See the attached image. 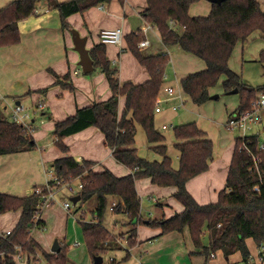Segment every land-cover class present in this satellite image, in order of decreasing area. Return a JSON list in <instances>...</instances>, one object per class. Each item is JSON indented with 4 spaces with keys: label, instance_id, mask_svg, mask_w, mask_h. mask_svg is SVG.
<instances>
[{
    "label": "trees",
    "instance_id": "1",
    "mask_svg": "<svg viewBox=\"0 0 264 264\" xmlns=\"http://www.w3.org/2000/svg\"><path fill=\"white\" fill-rule=\"evenodd\" d=\"M39 0H12L0 8V46L16 43L20 39L17 21L36 12ZM109 0H66L53 2L58 10L61 24L68 27L66 17L74 12H83L91 6ZM196 0H146L142 18L154 26L165 46L177 45L182 51L200 58L205 68L187 74L180 80L182 90L190 100L200 105L209 97V88L220 77H224L222 87L225 92L237 88L239 102L234 113L249 110L251 102L264 84L249 86L243 83L240 75L228 64L231 52L238 40L245 39L253 30L258 29L264 37V7L258 0H223L211 3L205 16H190L188 9ZM175 22L183 26L178 33L172 27ZM145 38L141 29L125 35L128 49L149 74L142 83L121 82L116 66L106 57L105 44L95 43L89 49V56L95 69L103 72L110 88V96L101 101L78 108L74 114L54 123L55 144L63 151L67 146L62 138L88 126H96L104 134L106 145L116 161L129 169V173L117 176L108 169L94 171V163L89 160H76L66 155L53 161L54 175L58 182L51 179L48 184L60 186L65 182L79 179L82 183L77 192L84 202L96 198L92 220L79 218L87 250L91 257L105 254L107 244L113 241L110 232L103 225L107 207V196L117 198L113 206L115 213L124 212L128 224L132 226L127 238L134 243L136 227L147 223L160 227L163 233L181 232L187 227L193 245L207 259L210 254L221 250L224 256L239 251L244 262H248L250 251L246 239L251 238L257 245L264 242V147L259 148L258 134L245 136L246 146L258 158L255 164L251 154L242 146V138H235V146L230 159L225 187L218 191L217 199L200 204L186 188L188 179L205 171L212 159L213 143L205 136L194 121L175 125L172 129L179 151L178 166H172L167 155V147L161 143L164 135L155 126L154 106L164 79L165 68L169 62L168 53L143 54L138 42ZM259 60L264 62V50ZM89 73V72H88ZM69 80V75L64 76ZM63 87L72 88L71 83L57 80ZM124 105L119 112V98ZM136 125H140L149 147L161 156L160 160H148L138 155L135 146ZM34 146L32 135L0 112V154L31 149ZM148 177L158 186H174L173 196L183 209L171 216L147 218L141 216L140 198L135 187L138 178ZM46 193V190H44ZM40 194L14 196L0 192V213L20 209L21 214L14 228L7 235L0 234V264H15L19 250L36 254L38 245L31 237L33 227L41 226L36 217L40 207ZM207 231V244L203 243ZM49 264H66V245L62 243L56 253H43ZM127 256V255H126ZM110 264H115L112 261Z\"/></svg>",
    "mask_w": 264,
    "mask_h": 264
},
{
    "label": "crops",
    "instance_id": "2",
    "mask_svg": "<svg viewBox=\"0 0 264 264\" xmlns=\"http://www.w3.org/2000/svg\"><path fill=\"white\" fill-rule=\"evenodd\" d=\"M10 1L12 0H0V8L5 6ZM54 1L62 2L66 0H39L37 2V11L35 13L30 14L29 16L17 21L20 35L19 41L16 43L0 46V98L5 99H2L0 112L8 119L11 109L7 112V99H11L15 104L16 101H19L18 103H22V101L29 94L31 99L32 97L34 99L41 98L40 94L45 95L46 90H48V92L51 91V94H53L54 92V95H56V91L60 87H63V85L61 83H58L57 80H62L64 83L69 82L70 76L68 81H64L63 78L66 74L69 75L70 62L77 63L79 60L78 53L72 48L73 42L70 32V29H72V27L76 28L81 36L86 37L85 45L88 49V52L90 47H92L95 43L100 42L99 38L95 39L94 37H92L93 32L97 33V35L99 36L100 30H102L103 28L113 29L116 27H120L122 29V36L123 34L126 35L131 31H135L137 29L142 30L146 27L143 33L145 35V39L148 40V44L142 48L138 47L143 54H157L162 52L169 54L170 51L177 47V45L165 46L162 43L159 34L158 38H153L152 36H150V31L156 28L148 24L142 18L141 12L146 7V4L141 3V0H109L107 2L99 3L96 6H91L83 12H74L66 17V22L69 25V28L62 26L58 10L53 6H49V4L53 5ZM258 2L260 6L264 7V2H261V0H258ZM211 3L212 2L209 0H196L195 2L190 4L188 13L190 16H205L211 9ZM78 13L80 14L78 15ZM78 27L81 31L78 29ZM172 27L178 33H181L184 29L183 26L176 24L175 22L172 23ZM87 33L91 35V42L89 41V36L87 35ZM122 43L123 41H121V43L118 45L115 44L118 47L116 56L119 58L122 65V76H120V72H118L120 81L142 83L148 80L149 74L145 67L140 63L138 64L144 67L145 73L138 79H135L134 75L128 74V72L124 70L125 61L126 59L128 60L129 53H127V51L125 50L123 51ZM109 44H105L106 57L108 59H113V62H111V64L115 66L116 62L115 58H113L112 55V45ZM147 47H152L154 49V52L150 51V49L145 52ZM170 47L171 49H169ZM262 50H264V37L262 36V32L260 30L255 29L245 39H240L235 43V46L233 47L230 58L228 60V64H230L231 57L235 53H239L241 58L240 70H244V64L250 63L260 64L262 66L261 70H263L264 72V62H261L259 60V54ZM191 55L195 56L191 53L182 55L183 59L187 62H189V58H192L190 59L191 66H177V68H175L176 64L174 63V61L169 57V62L165 68L164 79L160 90L162 96L166 95V87L170 86L174 89L179 90L185 99L181 106H184L186 104V101L190 100V98L182 90L180 86V80L191 72L200 71L205 68V64L200 58L196 56L190 57ZM136 61L138 60L136 59ZM230 68L237 73L239 72L235 68L233 69L231 66ZM80 70L81 67L78 65V68L74 70V74H79ZM91 72H83L86 74L85 78H82L80 76H78V78H73V80L69 82L71 83L72 88H68L69 90H73V88L74 90H78L79 88H81L83 89L81 90L82 92H85L84 89H86V91L88 92H85V94L87 93L86 100H89V102L85 100V104H78V99L76 98L74 107H72L71 105L68 106L67 104L64 105L63 109H59L55 108L49 99L51 109L44 104V108L42 107L43 109L36 108L35 110H33V112L39 110V112L48 119H52V117L58 119L52 120L53 125H45L43 127L44 129H47L49 131L51 129L54 130V123L56 121L63 120L66 117L74 114L78 108L91 104V99L93 100V102H97L105 100L110 96L111 92L105 74L99 69L95 68ZM238 74L240 75L243 83L249 86H253L247 83V80L245 79L243 73L242 75L240 74V72ZM260 85L263 84H258L256 86ZM64 88L66 87H63V89ZM211 88L212 87L209 88L210 94H212ZM74 90L71 92L75 93ZM227 94L230 93L227 92ZM179 103V99L173 97L166 102V104H168L167 107L164 103L163 110L159 113H156L155 115V126L165 137L164 141H162L161 143L166 145V153L171 158L172 166L174 168H177L178 166L179 151L173 146V144L175 143L173 132L172 137H170V135L166 133V130L169 127L162 129L161 125L166 124L168 126L167 119L171 118V116L176 118V112L178 109L172 110L170 106ZM234 103L235 102H232L230 106L231 108L229 110H226V112L228 113V117L235 112L237 106L234 107ZM37 104L38 103L32 104L29 108L33 109V107L37 106ZM193 104L195 105L198 116H200L201 114L199 110H203L205 102L200 105H197L195 103ZM123 105L124 99L123 97H120L119 112H121ZM55 112H57V114H54ZM30 121H33V119H31ZM184 123L187 122H181L179 124ZM138 126L140 125H136V133L139 129ZM197 126L201 130H203L205 132V136L211 140V138L208 136L207 132L203 129L199 122H197ZM30 135H32V133ZM44 135L49 136L46 130L41 133L40 131H37L32 135L34 146L31 149L0 154V192H4L14 196H27L32 193L33 188H35L36 186L44 185L48 180H51L55 176L53 170V161L55 159L63 157V155L62 153H58V151H56V149L54 148H48V151L50 153L46 154L47 151H45L44 147H51L52 144L51 141L44 144L40 142L42 141ZM145 140L148 151L146 150L144 156L142 154L143 152L141 153L140 151H138V144L136 142L137 138L135 134V146L137 148L138 155L148 160H160L161 156L149 148L152 144L147 141L146 136ZM65 141L70 145V147H72V145L80 147L79 150L82 151L84 156L92 157L89 159L86 158L89 161H93L94 159L101 157L104 148H109L105 143L103 132L93 125L88 126L73 134L67 135ZM214 151L216 150H214L213 148V152ZM213 152L212 159L209 161L208 168L205 171L188 179L186 182L187 190L192 194L193 197H195V200L200 204L214 201L212 197H215L218 191L225 187L224 183L226 180L229 164H222V162L220 161L221 156L224 153V149L219 152L217 151L218 155H220L219 158L216 157L217 159L213 157ZM110 155L112 156L111 149ZM64 156H66V154H64ZM84 158H82V160ZM92 169L94 171H97L96 169H94V166L92 167ZM127 173H129V169ZM214 181H219L221 185L218 190L214 188L211 192L210 188ZM135 187L137 190L136 182ZM163 187H165L169 192L168 196H173V192L175 191L174 186ZM200 188L205 189L204 193H199V191H201ZM160 193L162 197L163 195H166L162 194V191ZM65 201L63 200V202ZM116 201V197L112 195L107 196V207L103 217V225L110 232L111 236H114L115 238L118 233L128 231L132 228V226L128 224V221H120L119 219H115L114 222L125 224L126 227H124V230L118 231V233L115 231H111L104 224V220L109 214H118L113 211V206ZM63 202L62 204L60 202L58 206V208H60L58 210L62 211L63 213L59 212L55 208V205L48 207L47 209H41L38 214V218L41 220L42 225L33 227L30 231L31 237L41 243L43 247V253H48V251L49 253H54L51 251V246L53 244V239L57 237L62 238L63 241H65L66 239L71 241L67 246V250L70 251V255H74V253H71L73 248L82 246V243L78 240V235L80 233L77 222L79 221V218L82 217V214L85 215V213L83 211L79 212V208L74 211L70 210V208L66 210L63 207ZM157 202L158 204H162V202L160 203L158 199ZM76 203H80L81 205L83 202L78 200ZM168 205L170 206V210H167V212L166 209L161 206L162 215L166 217L171 216L173 213L179 212L183 209L181 203L178 200L176 202L169 200ZM95 207L96 201L93 210L95 209ZM93 210H91L92 217L89 219L85 218L86 220H92L93 217L95 218ZM8 213H11V222L5 227H0V234L2 235L5 234L6 231H11L14 228L19 220L21 210H9ZM71 213L73 214L72 216ZM119 213L124 215V217L128 219L126 213ZM145 224L146 226L144 227H142L141 223L140 225L138 224L139 226L137 225L134 243L130 244L127 238H123L121 236V238H117V240H120L119 242L122 241L120 245H115L117 243L114 239L113 241H111V243L107 244L108 250L106 253L108 257L107 259L105 258L106 253L102 254L101 264H110L112 261H114L115 264H264V260L259 259L261 252L260 246H264V242L261 245H257L251 238L246 239V244L250 251V258L248 262H244L242 260L239 251H236L228 256H224L221 250L215 251L214 257L209 258L206 261L205 256L198 252L200 251V249L193 245L187 227L183 228L181 232L173 230L163 233L160 227H151L147 225V223ZM63 241H58L60 248ZM203 243L205 245L207 244L206 230L204 231ZM44 248H47L48 250L46 249V251L44 250ZM83 248L84 249H82L80 253L81 257H84V261H86L87 263L90 260L91 264H93V257H91V255L89 254L87 247H85L84 245ZM37 250L38 248L36 249V254H31L29 252L19 250V253H17L15 257L19 256L21 260L23 257L26 258L27 264H30V262L39 264L41 261L37 257V254H39L37 253ZM72 255L70 259H73ZM66 263L69 264L68 260Z\"/></svg>",
    "mask_w": 264,
    "mask_h": 264
},
{
    "label": "rangeland",
    "instance_id": "3",
    "mask_svg": "<svg viewBox=\"0 0 264 264\" xmlns=\"http://www.w3.org/2000/svg\"><path fill=\"white\" fill-rule=\"evenodd\" d=\"M140 2L146 4V0H141ZM261 2H264V0H261ZM79 14L80 13H78V15ZM72 29H76V28L72 27ZM78 29H79V27H78ZM103 29H107V28H103ZM150 32H151L150 36H152L153 38H158V32L156 29H153ZM150 32H149V34H150ZM87 35L89 36V41L91 42L92 41L91 35L89 33H87ZM92 37H94L95 39L99 38V36L95 32H93ZM122 41H123V43H122L123 51L125 50V51H127V53H129L128 54V60L126 59V61H125L124 70L126 72H128V74L134 75L135 79H138L141 75H143L145 73V69L140 64H138L139 62L136 61L135 56L128 49V47L126 45L124 34L122 37ZM105 44H109V43H105ZM109 45H112L111 46L112 51H113L112 55H113V58H115V62H116L115 66H116L118 72H120V76H122L121 75L122 65H121L119 58L116 56L118 47L115 44L114 45L109 44ZM152 47H154V46H152ZM152 47H147L145 52H147V50H149V49H150V51L154 52L153 51L154 49ZM72 48H73V46H72ZM172 48H174V47H172ZM169 49H171V47ZM175 49H176V51H175ZM186 53L187 52L182 51L178 46L175 47L172 51H170L169 57L176 64L175 68H177V66H180V67L191 66L190 59H192V58H189V62H187L182 57V55H185ZM179 57L182 58L183 60L180 59ZM190 57H195V56L191 55ZM109 60L111 62H113V59L109 58ZM240 62H241L240 54L235 53L231 57L229 65L233 69L235 68L236 70H238L241 75L243 73L245 79L247 80V83H249L250 85L256 86L258 84H264V72H263V70H261L262 66L260 64H250V63L244 64V70H242V69L240 70V68H241ZM242 64H243V62H242ZM76 68H78L77 63L76 62H72V63L70 62V72H69L70 80H69V82H71L73 80V78H78V76H80L82 78L86 77V74L83 73L81 70L79 71V74H74V70ZM171 68H172V66H171ZM193 68H198V67H193ZM171 76H172V74H171ZM223 79H224L223 76L220 77L218 82L214 86H212V88H211L212 94H210L208 101L205 102V106H204L203 110H199V112L201 114L200 116H198V114L196 112L195 105L190 100H187L186 104L184 106H180L178 108V110L176 112V114H177L176 118L171 116V118L167 119L168 120L167 124H168L169 128L166 130V133H168L170 135V137H172V128L174 125H178L181 122H188V121H194L196 124H197V122H199V124L207 132L208 136L211 138V140L213 142V148H214V150H216L213 152V157L215 159L219 158L220 155H218L217 151L219 152V151L224 149V153L221 156L220 161L222 162V164L228 165L232 151L234 149V139L236 137L241 136L242 132L236 127H232L231 129L228 128V125H227V122H228V115L227 114L228 113L226 112V110H229L231 108L230 106H231L232 102H235L234 107L237 106L239 94H238V92L227 94L228 91L225 92L223 90V87H222ZM73 90H74V88H73ZM73 90H71V89L69 90L68 88L63 89V87H60L56 91V95H54V92H53V94H51V91L48 92V90H46V94L45 95L40 94L41 98H39V99L38 98L34 99L33 97L31 99L30 94H29L20 104L23 105V107L25 108V110L29 114V116L27 117L28 120H26V122L33 119V121H30V123L32 122L31 126L34 129V131L32 132V135L34 133H36L37 131H40V133H41V132L46 130V132H48L49 136H45V135H44V137L40 136V137H43L42 141H40L42 144L51 141V144H52L51 147H49V146L44 147L45 151H47L46 154L50 153L48 151V148H52V149L54 148V149H56V151H58V153H62L63 156H64V154L71 155L76 160L81 161L82 158H84V157H85L84 160L86 158L89 159L92 157L84 156L82 151L79 150L80 147H77L75 145H72V147H70V145L65 141V138L67 136L62 138V142L67 146V150L63 151L59 146H57L55 144L54 136H53V129H51L49 131V130L43 128L45 125H48V124L53 125L52 120H58V119L53 118V117H52V119H48L47 117L43 116L39 112V110H37L36 112L35 111L33 112V109L29 108L30 105L36 104L39 102L38 100H41L42 102H44V104L47 107H49L51 109L49 99H50V102L54 105V107L59 108V109H63L64 105H67V104H68V106L71 105L72 107H74L76 98L78 99V104H85V100H86L87 93H88L86 91V89H84V91L87 92L86 94H85V92L81 91V90H83L81 88H79L78 90L75 89L74 90L75 93L71 92ZM38 93H40V92H38ZM159 95H161V92L159 93ZM214 95H218V97L213 98ZM33 96H34V94H33ZM1 99L5 100L4 98H1ZM6 102H7V107H8L7 112H8L14 106L15 103L11 99H7ZM87 102H89V100ZM90 102L92 103L93 100L91 99ZM167 105L168 104L165 103L166 107H167ZM54 114H57V112H55ZM68 114H70V113H68ZM259 115H260L259 120L255 124H252V126H251L252 128L249 129L247 131V133L248 134L257 133L259 140L261 142H264V109L259 110ZM138 127H139V129L136 133V138H137L136 142L138 144V151H140L141 153L143 152L142 154L145 156L146 150L148 151V148L146 147V143H145V141H146L145 135H144L145 132L141 126H138ZM102 153L103 154L101 157H98L97 159L93 160L94 169H96L97 171H102L104 169H108V170H111V172H113L117 176H122V175L127 174V172H128L127 167H125L124 165H122L121 163L116 161L110 155V149L109 148H107V147L104 148ZM122 172H125V173H122ZM78 182H79V180L75 179L72 184L76 187ZM135 182L137 185L138 194L140 196V208H141L140 211H141V213L143 211L142 216L144 217V219L162 216L161 206L164 207L166 209V212H167V210H170V206L168 205V201L169 200H172L175 202L177 201L172 195L168 196L169 192L167 191V189L165 187L158 186V185L151 183V181L148 177L138 178ZM220 185H221V183L219 181L218 182L214 181L213 184L211 185L210 191L212 192L214 188H216L218 190ZM200 190H201V191H199V193L201 192L200 194L204 193V191H205V189H203V188H200ZM161 191H162V194H166V195H163L164 198L162 197V195L160 193ZM217 195H218V193L216 194L215 197L214 196L212 197L214 201L217 199ZM70 196H72V192L68 191L65 188H61L55 192V201L51 205L45 206L42 209H47L48 207L55 205V208L58 210V209H60V208H58L59 203L61 202V204H62L63 200L64 201L67 200L70 202V210L74 211V210H77L79 208L80 209L79 212L83 211L85 213V215L82 214V217L84 219L85 218L86 219L91 218L92 217L91 210H93V208L95 206V201H96L95 196L84 201L81 205H80V203H76V204L73 203L70 200ZM157 199L159 200L160 203L162 202V204H158ZM58 211L63 213L60 210H58ZM8 212L9 211L0 213V227H5L8 224H10L11 213H8ZM166 214H168V213H166ZM72 215L73 214L71 213V216ZM115 219H119L120 221L124 220L125 222H127L128 219L120 213H118V214L111 213L106 217V219L104 220V224L111 231H115L118 233V231L124 230L125 229L124 227H126V225L114 222ZM141 225H142V227L146 226L145 223H141ZM77 226L79 227V233H80L78 235V240L82 243V246L72 249L71 253H74L75 256L72 254L71 255L73 256L74 260L70 259L71 258V255L69 253L70 251L67 250V246L70 244L71 241H69L68 239L63 241L62 238H58V237L54 238V239H57L58 241L61 240L66 245V256H67L69 264H91L90 260L87 263L86 261H84L85 258L81 257V255H80L82 249H84L83 246L85 245V247H86V244H85V239H84V236H83V233L81 230V225H80L79 221L77 222ZM130 234H131V229H129L128 231H125V232L118 233L116 235V238L113 236L114 240H116V243H117L115 245H120V243L122 242V241L119 242L120 240H117V238H121V236L123 238H128ZM54 239H53V241H54ZM34 240L36 241V243L38 245V250L40 251L39 252L37 250V253H39V254H37V257L41 261L39 264H48L44 258L43 247H42L41 243H39V241H37L36 239H34ZM53 241H52V243H53ZM47 248H50V247H47ZM47 248H44V250H46ZM48 253H49V251H48ZM107 257H108V255L106 253L105 258L107 259ZM73 261H76V262H73ZM15 264H27L26 258L23 257L21 260L19 258V256L15 257ZM30 264H38V263L30 262Z\"/></svg>",
    "mask_w": 264,
    "mask_h": 264
},
{
    "label": "built area",
    "instance_id": "4",
    "mask_svg": "<svg viewBox=\"0 0 264 264\" xmlns=\"http://www.w3.org/2000/svg\"><path fill=\"white\" fill-rule=\"evenodd\" d=\"M37 11V10H36ZM174 23V22H171ZM146 28V27H145ZM145 28L142 29V31H145ZM122 29L119 27L113 28V29H102L99 32V39L102 43H112V44H120L122 41ZM148 44L147 39H142L138 42V47L142 48ZM166 95H158L157 100L155 101L154 106V112L159 113L163 110V104L166 103L171 98L175 97L179 99V104H173L171 105L172 110L178 109L181 104L184 102V97L182 96L181 92L177 89H174L173 87H166L165 88ZM2 103V99L0 98V105ZM44 103L40 100L37 104V106L33 107V110L36 108L43 109ZM264 109V90L259 91L257 93L256 98L251 102V108L249 110L233 113L228 117V128L236 127L241 132L242 135L240 136L242 138V146L247 149L248 153L251 154L255 164L258 162V158L252 153V151L245 145V136L250 135L247 133L249 129H251L252 124H255L259 120V110ZM25 110L23 105L20 103L14 104V106L11 108V112L9 114V120L14 121L18 124H21L28 134H31L34 129L31 126L30 121L26 122L27 117L29 116L28 112ZM168 127L166 124H162L161 128L165 129ZM253 134V133H252ZM264 147V142H260L259 148ZM53 180L57 181V178L54 176L52 178ZM79 180V179H78ZM74 181V180H73ZM73 181L65 182L60 186H52L46 182L44 185L36 186L33 188L32 193L40 194V207L37 211L36 217L38 218V214L41 211V209L45 206L51 205L55 201V192L61 188H65L68 191L72 192V195L77 194V192L81 189L82 183L79 181L77 186L75 187L72 183ZM44 190H46V193H44ZM64 209L68 210L70 208V202L65 201L63 202ZM10 231H6L5 234H9ZM260 260H264V246H260ZM210 257H214V253L210 254Z\"/></svg>",
    "mask_w": 264,
    "mask_h": 264
},
{
    "label": "water",
    "instance_id": "5",
    "mask_svg": "<svg viewBox=\"0 0 264 264\" xmlns=\"http://www.w3.org/2000/svg\"><path fill=\"white\" fill-rule=\"evenodd\" d=\"M211 2L220 3L223 0H209ZM71 32V39L73 42V49L78 53L79 60L77 62V65L81 67V70L85 73L91 72L94 69L93 61L91 57L89 56L88 49L86 47V37L81 36L79 31L76 29H70ZM238 91L237 88H233L228 91V93H236ZM213 97H217V95H214ZM19 101H16L18 103ZM79 195H73L70 197V200L73 203H76L79 200ZM60 249L59 243L57 239H54L53 244L51 246L52 252H58ZM102 263V256L96 255L93 256V264H101Z\"/></svg>",
    "mask_w": 264,
    "mask_h": 264
}]
</instances>
